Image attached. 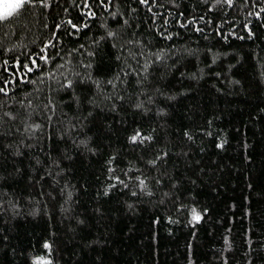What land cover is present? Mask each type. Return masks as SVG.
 Instances as JSON below:
<instances>
[{
	"label": "trees",
	"instance_id": "16d2710c",
	"mask_svg": "<svg viewBox=\"0 0 264 264\" xmlns=\"http://www.w3.org/2000/svg\"><path fill=\"white\" fill-rule=\"evenodd\" d=\"M0 89V264H264V0H31Z\"/></svg>",
	"mask_w": 264,
	"mask_h": 264
},
{
	"label": "snow or ice",
	"instance_id": "6c2138e0",
	"mask_svg": "<svg viewBox=\"0 0 264 264\" xmlns=\"http://www.w3.org/2000/svg\"><path fill=\"white\" fill-rule=\"evenodd\" d=\"M142 2L147 3V0H142ZM31 3V0H0V21L6 20L10 17H13L14 15L19 14L24 7ZM73 27H76V25L73 24ZM109 35H114L113 33H109ZM41 59H44L47 61V57H41ZM35 63V61H33ZM28 71H32L31 68L28 69ZM0 91H3V89H0ZM136 137H133V140H135ZM143 181H141V184L143 185ZM193 219L199 220L200 215L196 213V210L193 209ZM45 248H49L50 245L45 244ZM38 264H41L40 261H38ZM42 264H51V261H43Z\"/></svg>",
	"mask_w": 264,
	"mask_h": 264
}]
</instances>
